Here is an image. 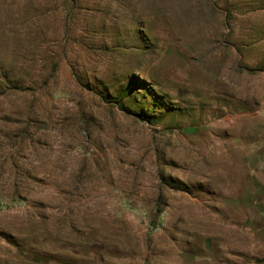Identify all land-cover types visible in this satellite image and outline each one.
<instances>
[{
  "label": "rangeland",
  "instance_id": "obj_1",
  "mask_svg": "<svg viewBox=\"0 0 264 264\" xmlns=\"http://www.w3.org/2000/svg\"><path fill=\"white\" fill-rule=\"evenodd\" d=\"M0 264H264V0H0Z\"/></svg>",
  "mask_w": 264,
  "mask_h": 264
}]
</instances>
